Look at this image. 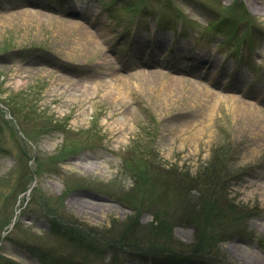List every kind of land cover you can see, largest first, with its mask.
I'll return each instance as SVG.
<instances>
[{"label": "rangeland", "instance_id": "obj_1", "mask_svg": "<svg viewBox=\"0 0 264 264\" xmlns=\"http://www.w3.org/2000/svg\"><path fill=\"white\" fill-rule=\"evenodd\" d=\"M204 1L0 0V264H264V14Z\"/></svg>", "mask_w": 264, "mask_h": 264}, {"label": "bare ground", "instance_id": "obj_2", "mask_svg": "<svg viewBox=\"0 0 264 264\" xmlns=\"http://www.w3.org/2000/svg\"><path fill=\"white\" fill-rule=\"evenodd\" d=\"M254 3L259 4L260 6H253V10L257 11V12H262V14H264V0H253ZM76 9V8H75ZM77 10V9H76ZM78 18L79 21H71V20H67V21H63L62 24L70 29H73L74 32H76L79 41L82 43V45H80V48H82V52L83 51H90L96 48V41L93 39V36L91 34V31L89 30V28H100L101 25L100 23L94 21L91 17V14L89 12H78ZM99 33V32H98ZM137 57H135V59L138 61L143 60V57L140 58L141 56V50H138V52H136ZM156 56H160V55H156ZM156 59H159V57H155ZM107 59V56L104 55V57L102 59H100V63L104 62ZM202 58H195L194 61L201 63ZM141 64L143 62H140ZM141 64H138V66H140ZM198 64V63H197ZM172 65L174 66L175 69H181L183 67V64L181 63L180 59L174 58L172 59ZM198 67H200V64L198 65ZM198 67H194L193 70L191 71L192 74H194V76H197L198 78H201L202 75L199 72V68ZM210 77V76H209ZM237 90H243V83H241V80H237L236 81V85L234 86ZM254 92L256 93H260L261 92V88H257L256 90H254ZM257 98H260L259 95H254ZM238 112L240 114V119L241 121L246 125L247 124L250 125V127H253L254 130H261L264 133V116L260 115L258 112V110H256L255 108H252V106L248 103H241L239 102V107H238ZM92 167V169L95 170L94 165H90ZM85 203L81 200L76 201L74 203V206L77 210H79L80 212H82L83 214L85 213H89L92 214V212L88 211V204H82Z\"/></svg>", "mask_w": 264, "mask_h": 264}, {"label": "trees", "instance_id": "obj_3", "mask_svg": "<svg viewBox=\"0 0 264 264\" xmlns=\"http://www.w3.org/2000/svg\"><path fill=\"white\" fill-rule=\"evenodd\" d=\"M9 105H10L11 107H15L16 114H18V112H17V111H18L19 109H18L16 106H14L12 103H11V104H9ZM217 185H218V183H217Z\"/></svg>", "mask_w": 264, "mask_h": 264}]
</instances>
